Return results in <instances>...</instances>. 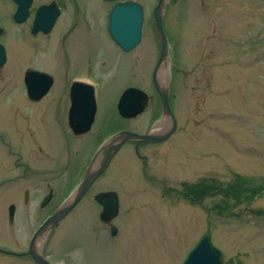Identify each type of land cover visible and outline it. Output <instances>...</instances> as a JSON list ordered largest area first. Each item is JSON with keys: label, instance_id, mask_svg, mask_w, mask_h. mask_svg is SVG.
<instances>
[{"label": "rangeland", "instance_id": "1", "mask_svg": "<svg viewBox=\"0 0 264 264\" xmlns=\"http://www.w3.org/2000/svg\"><path fill=\"white\" fill-rule=\"evenodd\" d=\"M58 1L61 12L52 30L29 35L26 25L11 24L15 6L0 0L5 29L0 42L6 49L0 66V134L13 152L6 155L7 170L2 153L9 148L0 143V179H15L1 191L17 192L21 206L23 191L31 192L34 225L49 212L38 206L47 182L53 212L106 138L121 129L149 132L164 118L152 82L159 56L152 16L157 0H133L142 4L144 17L141 41L128 52L108 32L110 3ZM163 29L177 127L167 140L139 147L147 157L145 170L132 142L121 148L77 206L51 227L47 245L54 263L181 264L210 228L224 264H264V0L168 1ZM27 67L54 78L41 102L27 97ZM81 72L95 86L97 112L90 131L73 140L57 100L64 84ZM128 86L142 89L149 102L127 120L118 115L117 102ZM28 123L45 153L31 142ZM17 152L31 162L25 174ZM100 190L118 193L115 236L99 218L93 196ZM244 198L249 200L232 205ZM19 221H24L21 213Z\"/></svg>", "mask_w": 264, "mask_h": 264}, {"label": "water", "instance_id": "2", "mask_svg": "<svg viewBox=\"0 0 264 264\" xmlns=\"http://www.w3.org/2000/svg\"><path fill=\"white\" fill-rule=\"evenodd\" d=\"M15 1L17 2V8L14 13V19L20 22L27 17L31 0ZM167 1L158 0L153 9L159 56L152 71V82L160 98L161 113L166 120L170 121V126L161 133H154L151 130L147 133L121 130L113 134L97 149L79 184L69 198L42 222L36 230L35 237L47 232L76 206L95 179L104 172L109 161L123 143L129 140H135L137 148L143 142H163L175 131L177 122L170 109L168 85L162 84L158 79V71L161 65L163 64L164 67H167L168 63V41L162 23ZM58 14L59 9L54 2L49 5H40L35 13L32 32L35 33L40 29L47 33L51 29ZM142 23L143 7L139 2L132 0L118 1L110 11L108 29L111 37L120 48L123 51H130L141 40ZM5 60V49L0 44V65H3ZM24 80L28 97L31 100H38L51 86L52 76L42 71L27 68ZM148 100L149 96L142 89L128 86L122 91L118 99L117 111L124 118H133L144 111L148 105ZM70 101L71 106L68 113V124L70 128L75 134H83L89 131L97 109L94 86L88 82L74 81L70 87ZM51 195L50 192L42 201L41 205H44L50 199ZM94 199L102 206L99 215L100 220L109 226L111 235H115L117 233V227L112 223V219L117 215L119 209L117 193L113 190L100 192L94 196ZM33 254L36 261L40 263L54 264L44 261L36 252ZM181 264H224L222 252L212 243L210 228H207L199 237Z\"/></svg>", "mask_w": 264, "mask_h": 264}, {"label": "flooded vegetation", "instance_id": "3", "mask_svg": "<svg viewBox=\"0 0 264 264\" xmlns=\"http://www.w3.org/2000/svg\"><path fill=\"white\" fill-rule=\"evenodd\" d=\"M9 1L12 5L15 6L13 13L10 15L11 16L10 17L11 24L21 25V27L26 25V27H27L26 33H29V35H38V34L49 33L52 30L57 18L60 15V12H61V8H60L61 5H60L58 0H40V2H38V3H35V0H31V4H30V7L28 9L27 17L23 21L18 22V21H15V19H14V13H15L16 8H17V2L15 0H9ZM72 1H74V0H63L62 3H64L65 5L71 6V3L73 4ZM105 1L108 4L110 3L109 4L110 9L108 12V20H109V14H110V11H111L113 5L118 1L122 2L125 0H105ZM52 2H54L56 4V6L58 7L59 14L55 18L51 29L47 33L43 32L40 29L37 30L35 33H33L32 28H33V22H34L35 13L37 11V8L40 5H49ZM0 28H1V32H0V35H1L4 33L5 29L3 28V26H0ZM74 81H83V80H79L78 78H72L68 83L64 84L62 94H60V96H59V100L56 99L57 96L52 95V101H55V102L58 101L59 104H61V107H62L61 112L64 115V118L66 121L67 131H68V133H70L71 138L73 140H76L77 138H81V136L85 135L87 132L84 134H75L68 124V113H69V108L71 106L70 87ZM53 83H54V78L52 76V83H51V86L49 87L48 91L45 94H43L38 100H31L30 99V101L33 103H38V102L43 101L45 99V97L51 92V89L54 86ZM49 112H53L51 106L49 107ZM29 117H30V112L25 116V118L28 120ZM26 128L28 129V131L30 133L31 142L36 145L37 150L41 153H45V151H43L44 146L37 139L34 132L31 130V126L29 123L26 126ZM0 143L4 147L8 146V148H9V149H7V153L1 152L2 156L3 157L5 156V158L2 159V163L5 165H8L9 158L6 155H9L11 157V155L13 154V152L11 153L12 147L8 145V141H7L6 137L2 134H0ZM132 143L134 145L135 154L139 158L142 159V163H143L142 170H145V167L147 166V157L145 155L139 153V147L142 144L137 147V151H136L135 150V146H136L135 142H132ZM137 153H139V154H137ZM17 155H18L17 159L20 160V162H18V166L25 165L23 173L24 172L26 173V171L29 170V164L31 162L27 159V156L24 155L23 153L17 152ZM92 156H91V158H92ZM22 158L25 159V162L21 161ZM91 158H90V160H91ZM111 161L109 162L107 168L109 167ZM15 164H17V161L15 162ZM10 169H11V167L9 166L7 170H10ZM13 169H15V168H13ZM99 178H97L94 181V183L91 185V187L96 183V181ZM14 181H15L14 176L9 177L8 179H3V180L0 179V264H43V263L36 261L34 254H33L35 252L37 254H39L43 258L44 261L52 262L50 259V251H49V248L47 245L48 233H49L50 229L47 232H45L39 236H36V237H35V233H36V230L39 228V226L42 224V222L52 213V211H51V209H49V207H50L52 199H53V189H52V187H50V183L47 182L46 183L47 191L44 192L39 197L38 206L41 210H44V211L47 208L49 212L42 219L40 218V221L38 222V224L34 225V223L32 221L31 213L28 210V209H30L29 204L31 203V200L33 199L31 192L28 189H25L23 191L22 206H21L20 202H19V195L17 192L14 193L13 191H11L9 189L1 191V189H3V187L6 186V188H8V185L10 183H14ZM78 182L79 181L76 182L74 187L78 184ZM74 187L72 188V190L74 189ZM91 187H90V189H91ZM101 191H106V190H100V191H97L96 193L101 192ZM50 192L52 194L50 199L44 205H41L42 201L45 199V197ZM70 192L67 194V196L70 194ZM170 193H171V191H170ZM10 209H11V213H10ZM20 213L24 217L23 222L19 221ZM26 230H30L29 234H26Z\"/></svg>", "mask_w": 264, "mask_h": 264}, {"label": "bare ground", "instance_id": "4", "mask_svg": "<svg viewBox=\"0 0 264 264\" xmlns=\"http://www.w3.org/2000/svg\"><path fill=\"white\" fill-rule=\"evenodd\" d=\"M166 67H164V65L162 64L159 71H158V79L159 81L164 84V85H169L168 83V76L169 74L167 75V71L165 70ZM78 79L79 80H83L85 81L86 77L83 75V73L81 72L79 75H78ZM168 89H169V86H168ZM169 103H170V99H169ZM170 109H171V105H170ZM172 111V109H171ZM170 126V121L167 122L166 118H163L159 124L157 126H154L152 129H151V132H154V133H161L163 131H165L166 129H168V127ZM107 138L102 142H106Z\"/></svg>", "mask_w": 264, "mask_h": 264}, {"label": "trees", "instance_id": "5", "mask_svg": "<svg viewBox=\"0 0 264 264\" xmlns=\"http://www.w3.org/2000/svg\"><path fill=\"white\" fill-rule=\"evenodd\" d=\"M259 190H260V189H259ZM259 190H257L255 193H258ZM247 200H249V199H248V198L238 199V200H236L235 202H233L232 205H236V204H238V203H240V202H242V201H247ZM225 204H229V203L226 201ZM230 204H231V203H230Z\"/></svg>", "mask_w": 264, "mask_h": 264}]
</instances>
